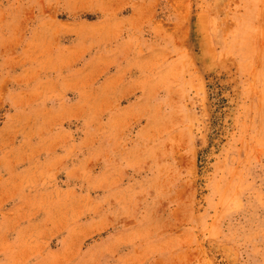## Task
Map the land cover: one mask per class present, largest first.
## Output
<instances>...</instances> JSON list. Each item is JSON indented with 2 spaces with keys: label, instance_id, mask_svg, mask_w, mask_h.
Returning <instances> with one entry per match:
<instances>
[{
  "label": "rangeland",
  "instance_id": "1",
  "mask_svg": "<svg viewBox=\"0 0 264 264\" xmlns=\"http://www.w3.org/2000/svg\"><path fill=\"white\" fill-rule=\"evenodd\" d=\"M0 264H264V0H0Z\"/></svg>",
  "mask_w": 264,
  "mask_h": 264
}]
</instances>
